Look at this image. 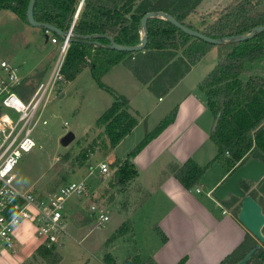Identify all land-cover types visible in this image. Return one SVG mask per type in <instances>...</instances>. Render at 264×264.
Listing matches in <instances>:
<instances>
[{
  "label": "trees",
  "instance_id": "1",
  "mask_svg": "<svg viewBox=\"0 0 264 264\" xmlns=\"http://www.w3.org/2000/svg\"><path fill=\"white\" fill-rule=\"evenodd\" d=\"M28 0H0V11L6 10L26 23L25 9ZM80 0H34L33 18L40 23L53 25L66 32L71 25ZM201 0H82L71 28V37L65 50L59 73L64 81H71L79 72L83 59L97 86L109 91L113 101L96 120L103 126L108 144L114 147L135 124V119L127 112V99L113 92L101 83L99 78L112 66L126 57H139V67L148 63V73L155 75L148 87L156 95L171 88L190 65L195 64L205 52V42L189 36L167 20L153 17L146 21V43L142 50L136 52L115 51L107 48L106 35L121 45H136L140 38L139 20L145 12L162 11L182 25L197 30L211 38H221L249 32L253 27L264 25V2L257 0H231L227 7L220 10V17L207 22L203 27H195L186 19L193 14ZM45 32L43 28H39ZM91 38H83L86 35ZM51 36L61 38L51 33ZM232 51L220 55L216 65L199 81L198 89L202 92L206 107L213 120L209 139L216 147L214 159L227 152L226 163L232 167L242 164L253 157L264 161V72L252 74L244 65L255 61L264 63V31L255 33L251 38L239 42H227ZM225 45V44H223ZM180 56L175 57V52ZM133 54V55H132ZM136 65L137 61L133 60ZM138 66V64H137ZM129 67L138 78L140 69ZM143 71V70H142ZM246 74L242 81L239 76ZM140 79V78H139ZM145 82V79H141ZM164 81V83H162ZM176 107L167 113L149 132L126 153L123 159L115 157L111 163L114 169L111 185L123 188L128 180L136 174L131 159L152 138L158 135L174 118ZM212 162V161H211ZM205 166H199L191 159L185 160L175 171L174 178L184 188L189 189L203 174ZM235 168V167H234ZM233 168V169H234ZM239 186L246 188L239 183ZM251 196L252 194L249 193ZM236 198L229 196L223 201L231 206ZM120 229V234L125 229ZM157 239L166 241V237L157 225L151 227ZM247 237V236H245ZM255 243L249 244L246 238L231 252L225 264H232L243 256ZM242 250H239V249ZM255 253L252 264H258ZM104 264H114L109 256L103 257ZM178 262L177 264H181ZM124 264H155L150 258H141L135 254L129 256Z\"/></svg>",
  "mask_w": 264,
  "mask_h": 264
},
{
  "label": "rangeland",
  "instance_id": "2",
  "mask_svg": "<svg viewBox=\"0 0 264 264\" xmlns=\"http://www.w3.org/2000/svg\"><path fill=\"white\" fill-rule=\"evenodd\" d=\"M230 1L201 0L186 21L201 28L207 22L220 17V10L227 7ZM50 37V32H43L37 27L28 25L9 11H0V60L6 61L16 70L27 90L33 89L36 84L47 79L58 58L60 43H52ZM226 43L217 45L219 47H215L214 52L205 55V61L202 62L218 59L220 55L232 51V46ZM211 46L212 44L207 43L205 48ZM63 56L64 53L60 56L61 63ZM175 56H180L179 50L175 52ZM133 60L137 61L138 66ZM87 62L88 60L84 58L80 63L79 72L71 82L64 80L55 82L50 100L43 111L46 124L37 125L33 129L32 138L35 146L29 152L21 154L13 170L16 187L21 190L30 188L41 196H46L70 181L82 180L87 186L85 199L84 196L70 195L63 205L66 232L58 252L57 247L49 250L36 242L37 245L34 243L35 248L30 255L31 259L26 264H53L59 261V258V264H104L105 255L109 256L114 264H124L125 259L133 252L137 255L141 254L146 242H151L146 234L135 240L128 234L130 223L124 213L129 204L126 186L113 187L111 185L113 178L101 176L96 170L97 163L102 160L108 163L110 170H113L111 163L115 157L110 151L113 147L108 144L103 126L96 123L99 115L110 106L112 94L97 86L89 73ZM123 62L129 67L132 65L143 71L149 70L150 61L144 62L145 65L140 68V60L137 56L134 59L126 57ZM244 68L252 74H258L264 72V63L262 61H255L252 65L246 63ZM239 78L245 81L247 75L241 74ZM67 132L73 134V139L64 145L61 138ZM123 150L124 148L121 147L115 151L116 155L125 153ZM219 157L223 161L229 159L228 154ZM217 167L216 165L206 167L202 174L204 180L211 179ZM89 169L93 172L88 173ZM241 183L246 188L245 193L257 197L256 183L243 180ZM206 191L207 188L202 187L201 193L193 196L201 199V203L208 202L214 219L218 220L222 216L220 214L222 207L218 208L210 203L209 198L205 196ZM239 200L236 198L231 206L225 205L231 208L227 210L228 213L236 214ZM91 203L102 209V213L107 215L108 219L100 223L93 215L86 217ZM130 205L137 207L135 200ZM93 223L94 226L89 228ZM121 227L126 230L122 235L119 229ZM213 236L212 232H205L203 229L198 233L190 234L188 240L190 245L193 244L192 256L198 258L207 254L206 250L213 243ZM136 241H140V247L135 246ZM246 241L249 244L255 243L250 234H247ZM22 243L18 244L14 251ZM1 252L13 251H2L0 248ZM3 261L4 259L0 258V264H4Z\"/></svg>",
  "mask_w": 264,
  "mask_h": 264
},
{
  "label": "crops",
  "instance_id": "3",
  "mask_svg": "<svg viewBox=\"0 0 264 264\" xmlns=\"http://www.w3.org/2000/svg\"><path fill=\"white\" fill-rule=\"evenodd\" d=\"M215 47L219 46L212 44L206 48L198 61L190 65L188 71L171 88L158 95L148 87L155 75L140 70L137 78L123 61L100 77L103 84L127 99V112L135 119L133 127L110 149L114 157L123 159L145 132H149L176 107L173 120L131 159L136 174L125 185L129 201L124 212L130 223L128 234L134 240L147 235L151 242H146L145 249L142 248L143 251L138 255L143 259H152L155 264H177L180 261L182 264H225L231 252L249 234L235 215L228 213L227 210L231 208L226 207L223 201L215 200L212 195L213 190L237 166L235 163L230 167L220 157L214 159L216 147L209 139L213 117L198 89L199 81L216 65L217 58L202 62L205 61V55L215 51ZM142 78L146 81H141ZM121 147L125 153L116 155L115 151ZM187 159L199 166H205L211 161L208 167L220 166L213 171L211 179L204 180L201 175L189 189H184L174 178V173ZM89 172L93 170L89 169ZM202 187L207 188L205 196L209 198L208 201L218 208L222 207L220 219H214L208 202L201 203V199L193 196L201 193ZM134 200L137 205L135 208L130 207ZM86 214V217H91L89 211ZM152 225H157L163 232L165 242L155 237L151 231ZM93 226L94 223L89 228ZM202 229L214 234L213 243L206 250L207 254L195 258L191 254L193 244L190 245L188 237ZM17 235L23 243L16 251L0 253L4 264H26L31 259L36 241L30 227L23 225ZM139 244L140 241L135 242V246L140 247ZM59 262L60 258L53 264Z\"/></svg>",
  "mask_w": 264,
  "mask_h": 264
},
{
  "label": "built area",
  "instance_id": "4",
  "mask_svg": "<svg viewBox=\"0 0 264 264\" xmlns=\"http://www.w3.org/2000/svg\"><path fill=\"white\" fill-rule=\"evenodd\" d=\"M73 24V23H72ZM72 24L60 40L51 36L52 43H60L59 55L44 82L27 90L16 70L0 60V248L14 251L21 240L17 235L23 225H28L34 240L46 249L53 250L63 242L66 232V217L62 209L70 195L86 196L85 182L70 181L59 186L46 196L36 194L30 188L21 190L14 184L13 170L22 153L34 146L32 131L37 125H45L43 111L51 97L57 80H63L59 73L60 56L65 53L71 37ZM160 99V98H158ZM224 154H227L225 152ZM101 176L112 178L107 162L96 165ZM90 173V172H89ZM198 192V189H195ZM97 222L107 220L95 204L88 206ZM224 213V210H222Z\"/></svg>",
  "mask_w": 264,
  "mask_h": 264
},
{
  "label": "water",
  "instance_id": "5",
  "mask_svg": "<svg viewBox=\"0 0 264 264\" xmlns=\"http://www.w3.org/2000/svg\"><path fill=\"white\" fill-rule=\"evenodd\" d=\"M33 3L34 0H28L26 4L25 9V19L26 23L32 27L37 28H43L45 32H50L58 37H63L66 32H62L61 30L57 29L53 25H50L48 23H40L34 20L33 18ZM82 3V0L79 1L78 6L76 8V11L74 13L73 19L71 24L73 23L77 12L80 8V5ZM158 17L164 20H167L172 24L174 27L182 31L183 33L192 36L194 38H198L199 40L213 45H219L223 44L225 42H239L243 41L245 39L251 38L255 33H259L261 31H264V25H258L253 27L249 32L233 35V36H227V37H221V38H211L208 36H205L201 32L197 30H192L191 28H188L181 23H179L177 20H175L172 16L169 14L162 12V11H149L145 12L140 20V38L139 43L136 45H121L115 43L111 37L101 34H96L95 36L98 37H105L109 44L106 46L109 49L115 50V51H126V52H136L140 51L144 48L146 43V21L149 18ZM73 35V34H72ZM93 35H86L83 36V38H91ZM61 96V95H60ZM217 121V116L213 120L212 126L214 127L215 123ZM73 139V134L71 132H67L64 134L61 138L62 144H67L70 140ZM264 173V163L253 157L247 158L242 164L236 166L230 174L213 190L212 195L217 201H225L229 198V196H233L235 198H239L238 208L237 212L235 214V218L237 221L244 227V229L254 238L259 239L260 241L264 242V237L261 234V228L264 223V216L261 213L259 206L257 205L255 199L249 194L245 193V191L239 186V183L243 181H250L253 183H257L261 177V175ZM259 190L264 193V182H261L259 186ZM254 249H250L245 253L242 258L234 262L233 264H246V262L249 260L251 254L253 253Z\"/></svg>",
  "mask_w": 264,
  "mask_h": 264
},
{
  "label": "flooded vegetation",
  "instance_id": "6",
  "mask_svg": "<svg viewBox=\"0 0 264 264\" xmlns=\"http://www.w3.org/2000/svg\"><path fill=\"white\" fill-rule=\"evenodd\" d=\"M262 162L264 163V161H262ZM261 182H264V173L261 175L259 181L256 183V188L255 189H256V192H257V197L256 198H254L253 196L252 197L255 199L257 205L259 206V209H260L261 213L264 216V193L259 190V186H260ZM261 234L264 237V223H263L262 228H261ZM251 237L255 241V246L250 248V249H254V251L251 254L249 260L246 262V264H252L251 259H252V255H254V253H255V256H256L255 258H257V261L259 262L258 264H264V242L260 241L259 239L254 238L253 236H251ZM240 258H242V256ZM239 259H237V260H239Z\"/></svg>",
  "mask_w": 264,
  "mask_h": 264
}]
</instances>
